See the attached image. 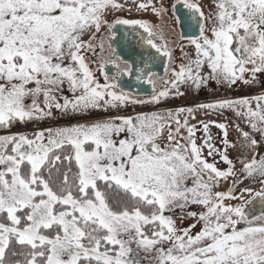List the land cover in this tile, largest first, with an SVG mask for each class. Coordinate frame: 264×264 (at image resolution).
<instances>
[{
  "label": "snow or ice",
  "instance_id": "snow-or-ice-1",
  "mask_svg": "<svg viewBox=\"0 0 264 264\" xmlns=\"http://www.w3.org/2000/svg\"><path fill=\"white\" fill-rule=\"evenodd\" d=\"M126 4L0 0V264H264V155L242 160L237 172L228 155L237 146L228 139L229 125L197 120L201 112H233L251 129L235 124L243 147L254 149L253 133L264 140V87L253 95L158 107L184 96L182 86L259 82L264 0H176L180 38L192 49L181 44L179 63L158 25L120 17L109 23ZM133 5L160 18L168 13L158 0ZM117 25L142 29V46L154 50L152 62L163 59V76L147 62L125 60L111 43L97 63ZM133 75L150 86L149 95L121 86L122 77ZM147 105L155 110L121 114ZM100 111L107 115L84 119ZM41 122L49 126L13 131ZM212 126L223 131V149L212 143ZM217 156L227 168L217 167ZM229 177L233 187L215 190ZM241 178L261 187L237 195ZM235 200L241 202L227 203ZM257 200L258 214L248 210ZM188 218L194 223L183 226Z\"/></svg>",
  "mask_w": 264,
  "mask_h": 264
},
{
  "label": "rangeland",
  "instance_id": "rangeland-1",
  "mask_svg": "<svg viewBox=\"0 0 264 264\" xmlns=\"http://www.w3.org/2000/svg\"><path fill=\"white\" fill-rule=\"evenodd\" d=\"M158 2H162L165 5V7L168 8V13L164 15L162 18L154 16L151 13V11H148V12L137 11L135 6L133 5V0H127V4L122 11H118L115 14L108 16L107 19L109 23H112V21H114L118 17L126 18V19H144V20L149 21L153 25H158L159 28L163 31L165 38L169 41V46L174 50V54L176 58L180 59L181 44H185L186 51L191 52L192 49L190 47H187L186 42L182 41L180 38L179 29H178V26L176 25L175 17L173 16V12H172V5L176 2V0H158ZM203 3L207 5L208 3H210V0H203ZM102 35L107 37V36H110L111 34L107 30H104ZM108 54H109V47H108L107 40H105L104 51L97 52V56L95 58L97 63L101 62ZM97 63H91L90 65L94 71H96L97 69ZM205 71H207V69H205ZM257 79L259 82L254 83L251 86H245L241 83H238L236 86L232 87L231 89L227 88L226 86L219 85L215 81H209L206 85H202L199 89H196L194 87L185 88L182 86L181 90L185 91L186 93L184 96L170 97L164 103L160 104L158 107L161 109L176 108V107L184 106L185 104H188V103L195 105L199 103H206V102L218 99V98H231V97H237L241 95L257 94L258 92L261 91L262 87H264V74H259ZM159 82L160 81H158L157 83ZM147 87H149V85ZM150 93L151 92H144L143 93L144 95H140V96L142 97L147 96ZM64 94L71 96V93L67 90L66 85H65ZM153 110L155 109L150 105L136 106L135 108L129 106L126 109H122L121 114H134L135 112H151ZM104 115H107V114L100 111V112H95L85 117L84 119H97ZM76 119H81V118L76 117V118H73L71 121L65 118V119L57 120L55 121V123L63 125L66 123L75 122ZM200 119H204V120L212 119L218 122L227 123L229 125L228 139L230 142L235 143L237 146L236 148H229L228 155H229V158L233 160L234 170H236L237 172H239V170L242 167V164H241L242 160L251 159L254 153H259L260 155H264V140H262L259 134L257 133H253V135H255V138L259 141L256 148L248 149V148L243 147L244 142L239 137V133L236 131L235 124L239 123L241 127L244 128L245 131H251V129L247 125H245L242 120L236 118L233 112L224 111L222 114L221 113H209L207 116L205 115V113L201 112L197 115V120H200ZM191 122L196 123V121H191ZM46 126H49L48 122H41L39 126L29 124L26 128L24 127L14 128L13 131H30L34 127H46ZM210 134L213 138L212 143L216 147L223 149V144H222L223 131L212 126L210 127ZM197 137H198L197 142L201 143L204 137V132L202 129L197 132ZM204 151L206 155L208 151L207 148H205ZM208 159H209V162H212L211 157H208ZM216 163H217V167H219L220 169L227 168V165L224 164L222 161H220L218 156L216 157ZM232 179H233L232 177H229L227 180H221L219 186L215 190L227 191L229 188L233 187ZM190 183L191 182L189 181V184ZM245 187H250L253 189V191H256L261 187V185L255 180L241 178V183L235 186V193L237 195H240L241 194L240 189L245 188ZM243 195L245 199H248L247 193H244ZM240 202L241 201L239 200L227 201V203H232V204H236ZM190 210L199 211L200 209L197 206L192 205L190 206ZM180 215H181L180 211L177 210L175 212V216L179 217ZM189 223H194V221L191 220V218L185 219L183 222V226H187V224ZM178 224H179V221H178ZM144 264H147V261H144Z\"/></svg>",
  "mask_w": 264,
  "mask_h": 264
},
{
  "label": "water",
  "instance_id": "water-1",
  "mask_svg": "<svg viewBox=\"0 0 264 264\" xmlns=\"http://www.w3.org/2000/svg\"><path fill=\"white\" fill-rule=\"evenodd\" d=\"M176 3V2H175ZM181 11L184 9L181 6ZM179 33L181 29L178 27ZM116 37L114 40L108 43L112 44V47L117 50V53L121 55L125 60L135 62L137 66L143 67V64L147 62L150 65L148 70H156L163 68V59H158L152 62L150 57L156 55L154 50H150L142 46V42L139 39V33H142V29H132L128 26L117 25L115 28ZM161 73V72H160ZM130 80H135V75L132 77L124 76L121 78V86L126 90L130 89ZM141 93V92H140ZM143 93V92H142ZM250 212L258 214L260 210L259 201H255L253 204L248 206Z\"/></svg>",
  "mask_w": 264,
  "mask_h": 264
},
{
  "label": "flooded vegetation",
  "instance_id": "flooded-vegetation-1",
  "mask_svg": "<svg viewBox=\"0 0 264 264\" xmlns=\"http://www.w3.org/2000/svg\"><path fill=\"white\" fill-rule=\"evenodd\" d=\"M107 43H108V40H107ZM108 45H109V43H108ZM179 61H181V60L177 59V63H179ZM105 70L108 72L109 76H111L115 72V69L112 68L110 65L106 66ZM151 71L159 73L160 76H163L164 67L161 68V69L159 68V69L151 70ZM96 74L99 77L100 81L103 82V80H102L103 79V75H101V73L99 72L98 68L96 69ZM147 86L148 85L143 84L142 82H138V81H135V80H132V81L130 80V89H126V91H131V92H133L134 94H137V95H144L143 94L144 92H151L150 86L149 87H147ZM158 86H160V82L158 83ZM191 105H192L191 103H188V104H185L184 106H191Z\"/></svg>",
  "mask_w": 264,
  "mask_h": 264
}]
</instances>
